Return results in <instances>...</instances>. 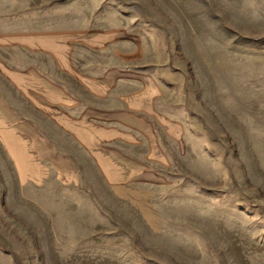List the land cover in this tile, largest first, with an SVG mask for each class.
I'll list each match as a JSON object with an SVG mask.
<instances>
[{"label": "rangeland", "instance_id": "obj_1", "mask_svg": "<svg viewBox=\"0 0 264 264\" xmlns=\"http://www.w3.org/2000/svg\"><path fill=\"white\" fill-rule=\"evenodd\" d=\"M14 5L145 33L187 132L164 177L120 187L22 183L0 146V264H264V0H0L5 23Z\"/></svg>", "mask_w": 264, "mask_h": 264}, {"label": "crops", "instance_id": "obj_2", "mask_svg": "<svg viewBox=\"0 0 264 264\" xmlns=\"http://www.w3.org/2000/svg\"><path fill=\"white\" fill-rule=\"evenodd\" d=\"M14 6L0 17V146L19 180L75 186L92 171L120 187L171 171L187 122L164 106L166 51L121 26H33Z\"/></svg>", "mask_w": 264, "mask_h": 264}]
</instances>
